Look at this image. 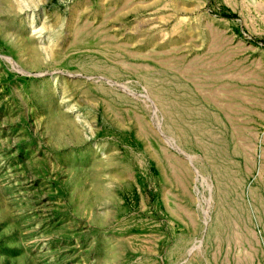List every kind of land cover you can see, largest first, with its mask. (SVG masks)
Wrapping results in <instances>:
<instances>
[{"label":"rangeland","instance_id":"rangeland-1","mask_svg":"<svg viewBox=\"0 0 264 264\" xmlns=\"http://www.w3.org/2000/svg\"><path fill=\"white\" fill-rule=\"evenodd\" d=\"M0 264H264V0H0Z\"/></svg>","mask_w":264,"mask_h":264}]
</instances>
